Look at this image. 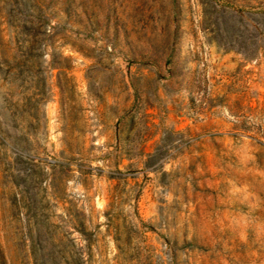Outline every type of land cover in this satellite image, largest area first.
I'll return each instance as SVG.
<instances>
[{
	"label": "rangeland",
	"instance_id": "374dc122",
	"mask_svg": "<svg viewBox=\"0 0 264 264\" xmlns=\"http://www.w3.org/2000/svg\"><path fill=\"white\" fill-rule=\"evenodd\" d=\"M0 264H264V0H0Z\"/></svg>",
	"mask_w": 264,
	"mask_h": 264
},
{
	"label": "crops",
	"instance_id": "0c3cea01",
	"mask_svg": "<svg viewBox=\"0 0 264 264\" xmlns=\"http://www.w3.org/2000/svg\"><path fill=\"white\" fill-rule=\"evenodd\" d=\"M140 176L141 178L139 177L137 181L140 184L141 192L136 200V207L139 213V228L144 237V234L152 235V232L147 230L148 228L152 226L155 228V226L160 225L162 219L160 207L166 197L162 195L164 189L158 180L144 189V172Z\"/></svg>",
	"mask_w": 264,
	"mask_h": 264
}]
</instances>
